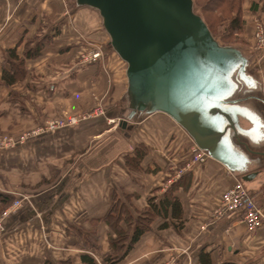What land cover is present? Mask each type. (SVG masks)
I'll list each match as a JSON object with an SVG mask.
<instances>
[{
	"label": "crops",
	"instance_id": "obj_1",
	"mask_svg": "<svg viewBox=\"0 0 264 264\" xmlns=\"http://www.w3.org/2000/svg\"><path fill=\"white\" fill-rule=\"evenodd\" d=\"M84 9L92 8L74 2L70 11L64 0H0V129L20 131L38 126L46 115L85 111L101 102L112 84L117 93L111 66L103 59L75 63L85 46L97 43L75 25L82 24L78 17ZM26 40L42 44L41 55L22 63L31 76L20 83L1 82L2 70L16 63L10 49L20 58ZM125 89L126 84L119 95L114 93L124 101L118 109L0 153V264H42L45 259L82 264L83 254L105 264L109 236H115L104 220L112 195L123 202L128 196L132 205H125L136 216L135 208L141 209L148 195L161 196L169 187L180 200L181 218L171 217L170 209L158 216L149 233L115 264H203L205 257L209 264H264V140L252 147L259 155H249L247 172H256L249 180L212 158L178 164L170 152L185 159L188 134L161 112L123 126ZM15 90L24 97H10ZM108 119L120 120L117 132ZM171 133L176 140L167 145ZM139 141L150 150L131 169L126 159L134 156L132 142ZM175 168L181 172L173 174ZM238 181L261 209L255 228L239 210L214 213L224 191ZM18 199L19 206H13Z\"/></svg>",
	"mask_w": 264,
	"mask_h": 264
},
{
	"label": "water",
	"instance_id": "obj_2",
	"mask_svg": "<svg viewBox=\"0 0 264 264\" xmlns=\"http://www.w3.org/2000/svg\"><path fill=\"white\" fill-rule=\"evenodd\" d=\"M97 11L111 49L125 63L127 115L172 118L208 157L249 180L251 158L238 148L264 140V120L243 91L259 89L248 58L220 44L193 0H74ZM253 152L254 151H249Z\"/></svg>",
	"mask_w": 264,
	"mask_h": 264
},
{
	"label": "rangeland",
	"instance_id": "obj_3",
	"mask_svg": "<svg viewBox=\"0 0 264 264\" xmlns=\"http://www.w3.org/2000/svg\"><path fill=\"white\" fill-rule=\"evenodd\" d=\"M66 7L68 10L72 11L74 8V0H64ZM236 1L234 4L232 2ZM254 4H257L254 6ZM193 5H194V10L197 12L201 17H203L207 23L210 25L211 29L213 30L216 38L220 42V44L224 45H232L237 48H239L243 54L248 58L249 63H248V71L261 83V86L263 88L262 90V95L264 97V47H263V41L260 40L257 36L258 32V25L260 24L262 28V36L264 37V0H223L221 3L217 4L216 1L214 0H193ZM254 8V9H252ZM77 10V9H76ZM237 10V11H236ZM238 13V16L240 17L241 21V27L239 30H231L229 31V24L231 23V18L235 15L234 13ZM236 13V14H237ZM82 16L80 13V17L82 18V24L77 23L76 27L80 29L82 34H89V38L95 39L97 41L96 44H89L88 46H85V48L75 57V63L79 64H85L87 65L88 62H93L95 60H104L105 63L109 64L111 66V78L114 81V83L117 82V93H115V90L113 89V84L110 88H108L107 92L104 95V98L100 102L99 100L96 101L92 107L89 109L82 111V112H76L73 113L74 115L76 114H89L93 113L94 110H98L96 114H92V116H101L105 113V110L110 108L113 110L118 109L119 107L123 106L124 101L121 96V98H115V94L119 95L118 90H124L125 88V76H124V69H125V64L123 61H120L114 53H112L111 46L109 44V39L107 34L103 33V29L101 26V19L97 13V11L92 10V9H84L83 12H81ZM80 20V21H81ZM88 24V25H87ZM85 26V28H84ZM87 26H90L93 30H95V33L91 34L87 29H89ZM229 32V33H227ZM41 33V28H38L36 34ZM228 34V35H226ZM41 35V34H40ZM31 41V40H30ZM32 42V41H31ZM34 42V40H33ZM92 43V42H91ZM98 52L99 56L97 58H90L92 53ZM23 53V52H22ZM41 55V54H40ZM109 55V56H108ZM111 56V57H110ZM38 57V56H37ZM16 63L11 64L12 70H16L17 76H16V82L20 83L25 80V78L30 75L28 70L24 68V65L19 63L18 60H15ZM31 76V75H30ZM31 78V77H30ZM29 80V79H28ZM2 82V81H1ZM29 82L25 83L27 85ZM30 87V86H28ZM18 88V87H16ZM17 90V89H16ZM14 91V93L10 94V97L16 96L19 97H24V95L18 94L19 91ZM112 91V92H111ZM114 95V96H113ZM258 104V108L264 112V106L261 105L260 103ZM1 106V105H0ZM124 116H125V112ZM163 112H161L162 114ZM70 113H60V114H55V115H46L41 119V123L38 124V126H34L32 128H21L20 131L14 130V128L8 127L5 129H0V153L4 150H11L13 148H16L19 144L26 143L28 141L36 140L40 137L45 136L50 137L51 134L55 133L56 131L49 132L45 131L41 134L35 135L34 130H36L40 124L44 123L47 119L51 118H56V117H62V116H69L73 115ZM120 115L121 113L118 112ZM149 115V114H148ZM147 115V116H148ZM92 116L87 117L84 120L78 121L76 124H73L72 126L79 125L80 123H83L84 121L88 120L89 118H92ZM119 121L118 119H108L106 122L108 123L109 126L113 127L115 132L116 130H119ZM141 124V123H140ZM71 127V126H69ZM142 124L140 125V128H142ZM63 129V128H61ZM60 130V129H59ZM58 131V130H57ZM173 132V131H172ZM176 140V135L174 133H171V137L166 143L169 145L170 143H174L173 141ZM183 145V144H182ZM187 147L188 153H186V158L185 159H179V157L174 156L173 152H170V157L171 160L174 162L177 161L178 164H181L182 162H190V164H200L205 162L207 159H205L203 162L195 160V157L199 155V150L196 149L195 144L191 140V138L188 137L185 145H183V148ZM175 148V144L173 147ZM144 150L145 153L142 154V156H138L139 151ZM149 148L146 144L142 142H132V146H130L129 151L133 153L134 156H127L128 160V167L131 169H137L138 166L136 165L138 162L141 160L145 159V156L149 153ZM186 150V151H187ZM179 151L175 153V155H178ZM138 157V158H137ZM136 158V159H133ZM210 158V157H208ZM138 161V162H137ZM178 164L176 166H178ZM173 174L175 172H181L178 170V168L173 169L171 171ZM150 195L146 197V204L141 208V209H136L135 212L139 214L143 209L146 208L147 206V198ZM19 200V199H18ZM15 201V200H14ZM13 201V206L14 205ZM128 205H132L131 199L127 196L126 201L124 202ZM158 216L154 217L150 223L149 226L146 230L143 231V233L139 236V238L142 235H145L149 233L151 223L157 218ZM1 224V223H0ZM108 224V223H107ZM109 226V224H108ZM110 227V230L114 234L113 229ZM138 238V239H139ZM137 239V240H138ZM136 240V241H137ZM136 243V242H135ZM132 244V247L134 244ZM131 247V248H132ZM130 248V249H131ZM129 249V251H130ZM128 251V252H129ZM127 252V253H128ZM162 264H173L171 260H169L167 263H162Z\"/></svg>",
	"mask_w": 264,
	"mask_h": 264
},
{
	"label": "trees",
	"instance_id": "obj_4",
	"mask_svg": "<svg viewBox=\"0 0 264 264\" xmlns=\"http://www.w3.org/2000/svg\"><path fill=\"white\" fill-rule=\"evenodd\" d=\"M217 4L221 3L223 0H214ZM236 1L232 2L233 4ZM257 4H254L256 6ZM254 9V8H252ZM237 11V10H236ZM237 13V12H236ZM231 18V23L228 28L231 30H239L241 27L240 17L238 13ZM203 18V17H202ZM212 35L216 38L213 30L207 21L203 18ZM229 33V32H227ZM228 35V34H226ZM219 42V41H218ZM220 43V42H219ZM42 49V44L39 42H31L26 40L22 56H18L14 53V50L10 49V54L12 57L17 59L19 63H23L27 58H35L40 55ZM17 76L16 70H12L10 66V71L2 70V82L6 84H11L15 81ZM145 153L144 150L138 152V156H142ZM138 158V157H137ZM136 159V158H133ZM138 162V161H137ZM173 187H169L161 196L150 195L147 198V206L139 214L134 216L128 210L125 203L112 195L110 207L104 216V220L111 226L115 236H109V244L111 251L104 257L105 264H115L122 260L132 244L139 238V236L146 230L149 226L150 221L156 216H166L168 210L170 209V215L173 218L179 219L182 216V207L180 200L177 196L173 194ZM6 201V200H4ZM123 224V225H122ZM165 223H163L164 225ZM180 225V224H179ZM178 225V226H179ZM176 226V227H178ZM82 264H95L94 259L89 254L81 255ZM65 263V262H64ZM67 263V262H66ZM42 264H52L49 259H45ZM203 264H209L208 257L203 259Z\"/></svg>",
	"mask_w": 264,
	"mask_h": 264
},
{
	"label": "built area",
	"instance_id": "obj_5",
	"mask_svg": "<svg viewBox=\"0 0 264 264\" xmlns=\"http://www.w3.org/2000/svg\"><path fill=\"white\" fill-rule=\"evenodd\" d=\"M262 28L260 24L258 25L257 36L263 41L264 47V37L262 36ZM99 56L98 52L92 53L90 58H97ZM97 109L93 113L85 114H73L69 116H62L47 119L44 123L34 130L35 135L41 134L45 131L53 132L61 128H66L76 124L80 120H84L87 117L92 116V114L97 113ZM196 147V146H195ZM196 149H198L196 147ZM199 150V149H198ZM199 155L195 157V160L203 162L208 158V155L199 150ZM20 201L15 200L14 205L19 206ZM239 210L242 215V220L248 223L252 228L260 225L262 219V213L260 207L256 204L255 199L250 194L249 190L244 186L243 182L238 181L233 186L224 191L221 196L219 206L214 210L215 215H223L226 212H233ZM1 227V224H0Z\"/></svg>",
	"mask_w": 264,
	"mask_h": 264
},
{
	"label": "flooded vegetation",
	"instance_id": "obj_6",
	"mask_svg": "<svg viewBox=\"0 0 264 264\" xmlns=\"http://www.w3.org/2000/svg\"><path fill=\"white\" fill-rule=\"evenodd\" d=\"M260 85H261V83H260ZM258 88L259 89H256L254 91H243L242 96H240L239 98H240L241 102H246V103H249V102L252 103L253 102L256 105L255 109L258 111V113L261 115L262 119L264 120V112L262 110H260V108H258V104H257V103H260L261 105L264 106V97L262 95L263 88H262V86H258ZM234 141L236 142V145L238 146V148H240L243 151H245V153L248 156L250 154H256L257 151H259V150L256 151L255 148H252L249 145V143L246 140H244V139H241L238 142L234 139ZM253 150H254V153L253 152H249V151H253ZM261 157H264V154H261Z\"/></svg>",
	"mask_w": 264,
	"mask_h": 264
}]
</instances>
